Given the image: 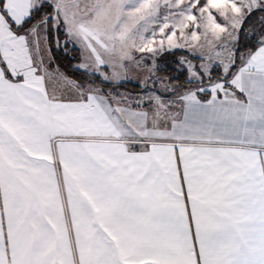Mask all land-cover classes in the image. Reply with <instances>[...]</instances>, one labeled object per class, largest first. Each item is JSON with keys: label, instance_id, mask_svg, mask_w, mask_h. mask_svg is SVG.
Instances as JSON below:
<instances>
[{"label": "snow or ice", "instance_id": "snow-or-ice-1", "mask_svg": "<svg viewBox=\"0 0 264 264\" xmlns=\"http://www.w3.org/2000/svg\"><path fill=\"white\" fill-rule=\"evenodd\" d=\"M257 13L0 0V264H264V28L254 51L233 44ZM50 31L107 87L52 69ZM177 51L183 84L158 75ZM145 68L151 88L117 91Z\"/></svg>", "mask_w": 264, "mask_h": 264}, {"label": "trees", "instance_id": "trees-1", "mask_svg": "<svg viewBox=\"0 0 264 264\" xmlns=\"http://www.w3.org/2000/svg\"><path fill=\"white\" fill-rule=\"evenodd\" d=\"M260 13H257L255 16L251 17L247 23L244 25L243 29L239 32L238 41L236 42V49L240 53L247 54L250 51H254L258 46V41L260 37L257 36L256 30L257 27L261 25ZM57 39H59V46H57ZM65 36L63 32L50 31L47 37V46L52 57L53 65L65 76L80 81L82 83H89L95 81L96 85L101 87H107L106 85H100L99 80H96L95 77L88 75L84 70H81L78 66L82 61V55L79 48L73 46L70 42L65 45ZM185 53L183 51H177L175 55L170 53L164 54L162 61L158 64L161 71L158 75L161 78L165 77H177L180 76V71H175L174 69H179L180 65L175 63L178 61L181 56ZM191 59V57H189ZM163 61L166 63H163ZM194 63H200V61H194ZM239 66V60H237V67ZM218 73H214L217 75ZM187 73L185 72L183 76H180L179 81H173L175 83L183 84V81L186 79ZM130 81V80H129ZM138 82H125L117 90L126 92L129 94H140L143 91L141 84L137 86Z\"/></svg>", "mask_w": 264, "mask_h": 264}, {"label": "rangeland", "instance_id": "rangeland-1", "mask_svg": "<svg viewBox=\"0 0 264 264\" xmlns=\"http://www.w3.org/2000/svg\"><path fill=\"white\" fill-rule=\"evenodd\" d=\"M262 28H264V25H260L259 27H257V30H256V34H257V36L258 37H260L261 36V30H262ZM239 35V34H238ZM236 42L237 41H233V44H234V47H236ZM71 43V42H70ZM72 44V43H71ZM73 45V44H72ZM46 47H47V45H46ZM76 47L77 48H79L80 49V47H79V45H76ZM47 49H48V47H47ZM80 51H81V55H82V61H81V63L79 64V68H80V65L83 63V57H84V53L82 52V50L80 49ZM181 58V57H180ZM179 58V59H180ZM45 59H46V62H48L49 63V66L52 68V69H57L54 65H53V61H52V57H51V55H50V51H47L46 53H45ZM162 58H160L159 60H158V64H160V61H162L161 60ZM166 63V61L164 62L163 61V63H161V64H165ZM81 69V68H80ZM81 70H83V69H81ZM85 71V70H84ZM61 73V72H60ZM147 76H148V69L147 68H145L144 70H132V69H130L129 70V72H128V74H127V81H133V82H138L139 84H141V86H142V88L144 89L145 87H149V88H151L152 87V81L151 80H147V84H145V80H146V78H147ZM163 79V78H162ZM156 87H160V85L159 84H157L156 85ZM118 91V90H117ZM119 92H122V91H119ZM122 93H126V92H122ZM142 93V92H141ZM140 93V94H141ZM129 94V93H128ZM132 95H139V94H132Z\"/></svg>", "mask_w": 264, "mask_h": 264}, {"label": "crops", "instance_id": "crops-1", "mask_svg": "<svg viewBox=\"0 0 264 264\" xmlns=\"http://www.w3.org/2000/svg\"><path fill=\"white\" fill-rule=\"evenodd\" d=\"M48 47V46H47ZM49 49V48H48Z\"/></svg>", "mask_w": 264, "mask_h": 264}]
</instances>
